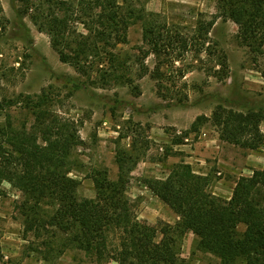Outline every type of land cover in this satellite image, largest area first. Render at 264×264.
Wrapping results in <instances>:
<instances>
[{
    "label": "rangeland",
    "instance_id": "rangeland-1",
    "mask_svg": "<svg viewBox=\"0 0 264 264\" xmlns=\"http://www.w3.org/2000/svg\"><path fill=\"white\" fill-rule=\"evenodd\" d=\"M46 1L0 0V125L11 120L16 127H31L34 116L21 95H51L57 113L77 125L69 175L81 182L80 197L96 196L98 172L118 180L123 164L126 193L138 218L160 227L176 225L179 216L153 193L149 180L164 179L177 164L187 163L207 177L209 193L230 199L240 177L264 168V147L226 142L213 117L221 108L255 111L264 133V52H255L233 19L215 20L217 0H120L130 23L128 43L115 49L125 62L121 78L105 74L101 69L107 70V63L96 58L91 57L95 64L87 72L61 61L50 36L31 17V3L52 4ZM149 19L192 37L189 48L145 56ZM213 20L210 40L202 45L199 30ZM75 26L85 31L82 24ZM221 54L228 58L227 74L220 70ZM24 199L9 183L1 186L0 264H97L66 236H52L49 247L44 235L26 232L18 209ZM198 241L192 232L182 237L187 263L221 264L219 257L200 250Z\"/></svg>",
    "mask_w": 264,
    "mask_h": 264
},
{
    "label": "trees",
    "instance_id": "trees-1",
    "mask_svg": "<svg viewBox=\"0 0 264 264\" xmlns=\"http://www.w3.org/2000/svg\"><path fill=\"white\" fill-rule=\"evenodd\" d=\"M24 1L30 4V0ZM50 2L48 7L31 3L35 9L31 17L50 36L61 61L83 72L95 62L107 63V70H101L109 77L121 78L125 62L115 49L128 43L130 23L120 0ZM217 4L215 20L236 21L243 38L251 40L255 52L263 53L264 0H217ZM215 20L199 30L202 45L210 40ZM76 22L85 31L78 32ZM143 36L145 56L176 50L181 54L193 40L181 31L172 32L167 23L151 19ZM218 58L220 70L227 74V55ZM22 96L34 122L31 127L25 123L16 127L11 120L0 125V190L9 183L22 192L25 199L18 209L25 231L44 235L43 244L51 247L52 236H66L97 264H188L182 256L181 239L192 232L199 238L198 248L219 257L221 264H264V168L240 177L232 197L224 199L207 191L205 175L196 173L190 164H177L166 178L148 181L153 193L179 216L176 225L160 227L138 218L126 193L123 164L118 180H111L106 171L98 172L94 176L96 196L80 197L81 182L69 175L77 125L57 113L54 99L46 91ZM213 117L226 142L251 149L264 147L258 112L221 108ZM240 225L246 230L239 231Z\"/></svg>",
    "mask_w": 264,
    "mask_h": 264
}]
</instances>
